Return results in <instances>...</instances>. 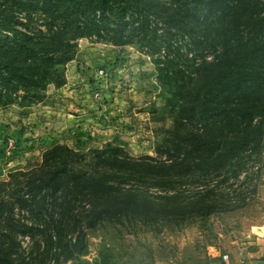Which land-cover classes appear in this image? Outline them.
I'll return each instance as SVG.
<instances>
[{
	"label": "trees",
	"instance_id": "16d2710c",
	"mask_svg": "<svg viewBox=\"0 0 264 264\" xmlns=\"http://www.w3.org/2000/svg\"><path fill=\"white\" fill-rule=\"evenodd\" d=\"M40 10L46 18L34 20ZM111 15L124 19V44L152 57L173 126L156 157L57 144L1 180L0 264H94L87 231L101 222L232 211L244 199L223 187L263 161L264 0L2 2L0 107L30 106L63 85L77 40L107 37Z\"/></svg>",
	"mask_w": 264,
	"mask_h": 264
},
{
	"label": "rangeland",
	"instance_id": "374dc122",
	"mask_svg": "<svg viewBox=\"0 0 264 264\" xmlns=\"http://www.w3.org/2000/svg\"><path fill=\"white\" fill-rule=\"evenodd\" d=\"M5 1L13 2L0 3ZM26 15L20 19L24 21ZM41 15L46 18L40 10L34 20ZM109 18L107 37L77 40L74 59L62 68L63 85H49L53 87H47L46 97L30 106L0 107V181L12 172L36 167L43 153L57 144L84 152L112 144L129 156L156 157V146L173 126L170 113L163 108L166 93L147 49L136 42L124 44V19ZM188 42L177 38L181 52L190 54ZM95 92L100 93L99 99L94 98ZM248 167L247 178L223 187L229 190L232 185L230 196L240 194L244 199L238 208L183 221L146 223L122 218L121 222H101L87 231L90 252L85 260H96L94 264H210L214 250L232 259L237 247L264 237V154L259 169L254 164Z\"/></svg>",
	"mask_w": 264,
	"mask_h": 264
},
{
	"label": "crops",
	"instance_id": "0c3cea01",
	"mask_svg": "<svg viewBox=\"0 0 264 264\" xmlns=\"http://www.w3.org/2000/svg\"><path fill=\"white\" fill-rule=\"evenodd\" d=\"M53 86H49L48 90ZM258 242L250 241L245 246L237 247L232 259L224 261L219 251L214 250L210 264H264V237ZM229 257V256H228Z\"/></svg>",
	"mask_w": 264,
	"mask_h": 264
},
{
	"label": "built area",
	"instance_id": "2783aa9c",
	"mask_svg": "<svg viewBox=\"0 0 264 264\" xmlns=\"http://www.w3.org/2000/svg\"><path fill=\"white\" fill-rule=\"evenodd\" d=\"M100 74L103 75L104 74V71L103 70H100ZM94 98L95 99H99L100 98V93L99 92H95L94 93ZM222 258H223L224 261H228V259H229V257H228L227 254L223 255Z\"/></svg>",
	"mask_w": 264,
	"mask_h": 264
}]
</instances>
